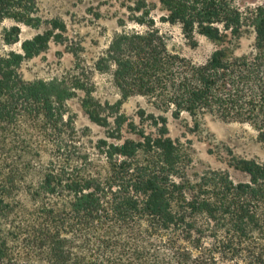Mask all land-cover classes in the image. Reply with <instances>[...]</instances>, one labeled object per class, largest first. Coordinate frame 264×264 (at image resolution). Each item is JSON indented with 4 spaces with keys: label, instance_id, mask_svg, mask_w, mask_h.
<instances>
[{
    "label": "trees",
    "instance_id": "16d2710c",
    "mask_svg": "<svg viewBox=\"0 0 264 264\" xmlns=\"http://www.w3.org/2000/svg\"><path fill=\"white\" fill-rule=\"evenodd\" d=\"M156 2L159 20L178 25L188 46L197 35L218 44L203 62L169 48L154 2L135 0L130 18L142 29L114 33L91 66L72 51L71 70L27 81L22 62L59 42L52 29L65 26L53 20L19 39L20 24L43 22L37 1L0 0V25L13 22L0 43H19L0 51V264H264V160L230 153L227 163L246 181L221 169L190 179L187 148L169 136L163 114L246 123L264 142V1L243 9L234 0ZM250 30L251 49L236 54ZM93 69L111 74L120 99H94ZM77 90L111 138L78 155L67 108ZM132 94L159 113L126 115L121 105Z\"/></svg>",
    "mask_w": 264,
    "mask_h": 264
},
{
    "label": "rangeland",
    "instance_id": "374dc122",
    "mask_svg": "<svg viewBox=\"0 0 264 264\" xmlns=\"http://www.w3.org/2000/svg\"><path fill=\"white\" fill-rule=\"evenodd\" d=\"M38 14L42 19L39 27H30L20 24L19 39L31 38L36 33L50 29L49 22L61 21L65 29L53 28V33L61 36L59 42L50 40L48 47L40 54L22 62L20 71L27 81L36 79L49 80L65 74L74 66V55L78 53L84 63L92 65L93 61L107 48L114 33L122 29H142L136 22L131 20L135 0H36ZM151 11L156 26L168 38L169 48H174L182 55L191 58L195 62H203L217 47V43L201 35H197V45L190 47L186 44L178 25H172L159 20L162 10L156 0ZM264 0H234L237 6L245 8L260 4ZM13 24L6 20L0 25ZM254 41V33L250 30L242 35L236 54L247 53ZM18 49L19 43L10 47L0 43V51ZM92 84L91 94L95 100L101 103H114L120 99V92L112 82L111 74L107 71L92 70L90 73ZM84 96L82 90L68 99V113L72 118V127L75 142L70 151L76 155L93 151V145L98 139L111 140L108 137V128L91 121L80 104ZM143 108L147 112L159 113L153 109L146 98L132 94L126 98L121 111L128 116H134L135 112ZM167 118L169 136L178 139L187 148L191 158L186 167V173L190 179H195L203 171L208 169H221L228 172L233 181H246L248 176L230 166L227 161L230 153L237 157L264 160V142L257 138V132L248 124L237 121H225L219 117L205 114L191 117L182 113L174 118L170 113H163ZM111 121V119H110ZM125 136H133L127 131L122 132ZM49 150L42 152L41 161H47Z\"/></svg>",
    "mask_w": 264,
    "mask_h": 264
}]
</instances>
